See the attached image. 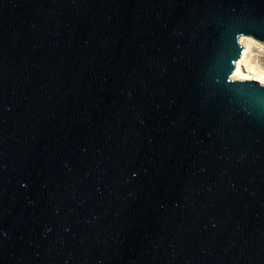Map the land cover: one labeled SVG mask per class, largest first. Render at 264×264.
<instances>
[{
    "label": "water",
    "instance_id": "water-1",
    "mask_svg": "<svg viewBox=\"0 0 264 264\" xmlns=\"http://www.w3.org/2000/svg\"><path fill=\"white\" fill-rule=\"evenodd\" d=\"M264 0H0V264H264Z\"/></svg>",
    "mask_w": 264,
    "mask_h": 264
},
{
    "label": "bare ground",
    "instance_id": "bare-ground-1",
    "mask_svg": "<svg viewBox=\"0 0 264 264\" xmlns=\"http://www.w3.org/2000/svg\"><path fill=\"white\" fill-rule=\"evenodd\" d=\"M242 41V38L239 42ZM240 44V43H239ZM251 42L245 43L239 60L235 63L234 71L231 75L232 80L253 81L260 85H264V71L260 68L250 65L249 49Z\"/></svg>",
    "mask_w": 264,
    "mask_h": 264
},
{
    "label": "rangeland",
    "instance_id": "rangeland-1",
    "mask_svg": "<svg viewBox=\"0 0 264 264\" xmlns=\"http://www.w3.org/2000/svg\"><path fill=\"white\" fill-rule=\"evenodd\" d=\"M241 38H242V41L239 43L242 46V48L244 47L245 43H249V41L251 42L250 49H249V56H250L249 57V63H250V65L258 67L262 71H264V49L259 47L257 44H255L254 42H252L248 38L240 37L239 41Z\"/></svg>",
    "mask_w": 264,
    "mask_h": 264
}]
</instances>
